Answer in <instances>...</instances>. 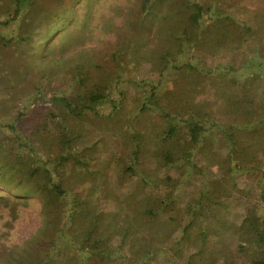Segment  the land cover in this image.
<instances>
[{"label":"rangeland","instance_id":"374dc122","mask_svg":"<svg viewBox=\"0 0 264 264\" xmlns=\"http://www.w3.org/2000/svg\"><path fill=\"white\" fill-rule=\"evenodd\" d=\"M67 1L35 0V5L28 3L26 6L27 20L30 22L38 20L40 15L59 13L62 8L70 7L71 17L66 26L54 30L43 46L27 51L29 47L41 43L38 37L30 46L0 40V178L5 174V180L8 181V171L13 170L17 163V152L26 157L23 166H28L33 160V153L27 152L23 143H30L42 157L36 162H45L57 179L61 175L67 182L74 183V191H88L96 203H100L99 207L103 211L110 214L119 212L118 216L122 219L128 215L134 229L147 237L150 247L160 246L161 250L152 251L149 264H186L182 261L183 252L189 249L199 250V255L207 264H220L219 260L223 257L213 248L215 239L211 232L203 247L197 249L187 243L180 246L181 254L176 253L179 250L178 238L167 230L166 223L185 204L193 203L208 185V194L219 199L224 196L221 201L225 203V208L212 210L217 216L208 217L212 220L209 226L216 227L218 232L231 235L232 238H236L242 228H249L250 220L246 217L248 209L258 206L259 191L264 184V123L255 120L249 127L230 129L229 135H233L234 142L229 148H226L221 136L217 141L206 137L196 149L194 163L197 167L183 174L180 179V201L173 204V210L172 204L168 207L169 213L162 214L163 220H147L139 203L140 197L144 195L139 182L129 176H121L119 167L132 154L140 134L147 145L144 158L140 161L143 176L161 178L157 173L163 160L154 156V142L150 136L156 134L162 122H159L155 111H150L148 116L143 113L139 115L141 104L152 97L150 92L153 86L128 88L123 98L112 96L118 103L113 113L111 105L105 104L101 110L103 116L85 115L73 119L72 123L70 120L68 135L73 136L74 141L68 150L73 149L86 167L61 157L64 155L59 152L57 143L63 122L56 123L53 120L51 114L54 109L48 99L54 93H70L74 90L76 78H79L75 76V68L80 63L86 64L88 71V76L82 80L83 94H90L96 88L102 90L121 74V86L126 84L125 80H140L142 77H152L155 85L161 81L157 89L160 93L158 96L167 94L166 98L170 99L167 91L174 88V80L180 86L190 78L189 68L186 67L190 62L205 73L211 72L209 75L212 80L204 81L209 91L195 100L206 104L210 100L209 110L213 113L221 103L216 92L224 88L235 75H241L243 81L252 74L264 80V0H214L212 10L203 22L204 26L207 29L218 25L214 16H230L224 28L231 36L222 43L219 41L222 35L210 29L197 50L183 53L177 61L170 59L169 63L166 61L170 57L165 50V37L155 36L158 21L150 25L159 19L164 5L155 3L148 13L143 14L140 11L141 0H75L72 4ZM177 2L185 7L191 0ZM14 11V0H0V21L10 19ZM250 28L254 32L250 33ZM21 31L19 22L12 23L10 27L0 25V38L17 36ZM43 32L42 29L40 33ZM78 36L83 38L79 42L76 40ZM246 63L249 65L245 66ZM174 66L176 70L172 69ZM250 67L254 68V72ZM115 85L113 83L111 88ZM175 89L177 91L170 90L174 93L171 96L173 102L178 103V88ZM143 94L145 97L142 101ZM19 114L21 120L16 122V131H13L10 126ZM137 121L143 125H136ZM30 122L35 123L28 125ZM75 140H78L77 143ZM236 163L241 168H237ZM62 172L66 175H62ZM238 187L247 189L236 191ZM228 189L232 192L229 193ZM146 195L147 199L156 197L153 193L147 192ZM53 198L57 199L56 196ZM18 199L8 194V188L0 184V264H11L8 262V253L13 247L19 248L17 251L25 248L23 255L30 260V264H39L54 249L50 242L40 247L32 245L43 226L42 202L39 195L22 201ZM212 211H209L210 214ZM76 215L75 224L79 226L85 222V218L79 217L78 213ZM198 227L189 229L191 237H199ZM135 239L139 241V236ZM52 264L56 262L53 260ZM238 264L245 263L239 261Z\"/></svg>","mask_w":264,"mask_h":264},{"label":"trees","instance_id":"16d2710c","mask_svg":"<svg viewBox=\"0 0 264 264\" xmlns=\"http://www.w3.org/2000/svg\"><path fill=\"white\" fill-rule=\"evenodd\" d=\"M34 1L14 0V14L10 19L0 21V25L10 27L12 23L19 22L20 31L24 32L21 31L22 33L20 32L17 36H3L0 38L1 41L30 46L38 37V41L41 40V43L29 47L28 50L25 48L29 51L43 46L54 33V30L60 29L63 25L66 26V22L71 17L70 7L68 9L62 8L59 13L46 14L43 12L46 15H40L38 20L33 22L27 20L26 6L28 3L31 6L35 5ZM177 1H140V11L143 14L148 13L149 8L155 3L164 5V10L159 19H155L150 25L152 26L154 22L158 21L155 36L165 37V50L168 58L170 57L166 60L168 63L170 59L177 61L183 53L197 50V46L203 40L202 38L207 36L210 29H215L219 35H222L219 40L222 43L225 42L226 37L231 36L228 34L229 31L224 28L226 21L231 19L230 16L226 18L214 16L213 19L218 25L209 26L207 29L204 26L203 22L211 12L214 0H191L185 7L178 4ZM68 2L72 4L75 0H68ZM54 22L56 24L53 25ZM42 29L44 32L40 33ZM165 30L167 31L164 34ZM248 30L250 33L254 32L253 28ZM80 39H83L82 36L76 38L78 42ZM248 65L249 63H246L245 66ZM186 67L189 68L190 78L180 86L174 80L172 83L174 88L167 91L170 99H167V94L158 96L160 93L158 94L157 89L162 84L161 81L155 85L152 77L148 79L142 77L140 80L128 79L125 80V85H127L125 87L124 84L121 86L123 78L121 74L102 90L96 88L90 94H83L82 80L88 76V71L86 64L80 63L75 68V76H79V78L75 77L74 90L70 93H54L48 99L54 109L51 114L53 120L56 123L63 122L61 137L57 143L60 147L59 152L64 155L61 157L72 160L75 165L86 167V164L76 156L73 149L68 150V146L74 141L73 136L68 135V130L71 127L70 120L72 123L73 119L82 118L85 115L103 116L104 113L101 110L105 104L111 105L113 108L111 113H113L118 108V103L112 99V96L117 95L123 98L127 94L128 88L136 86L138 89V87L150 84L153 86L150 92L152 97H148L149 100L145 104H141L139 115L143 113L144 116H148L150 111H155L156 115L159 116V122H162L157 127L156 134L153 135L152 133L150 136L154 142V156L163 160V165L157 173L161 178H145L143 176L144 170L140 168V161L144 158L147 145L141 139L140 134H138L132 154L119 167L121 176H129L134 178L133 181L139 182L144 194L140 197L139 203L142 205L141 210L147 220H163L162 214L169 213L168 207L172 204L171 209L173 210V204L180 201L179 191L182 184L180 179L183 174H188L197 167V164L194 163L196 149L206 137L217 141L218 137L221 136L220 139H224L226 148H229L234 142L233 135H229L230 129L240 126L249 127L255 120H258L257 123H264V87H262L264 80L259 76L252 74L244 81L241 75L232 77L227 81L224 88L216 92L221 103L217 106V110L212 113L209 110L210 100L207 104L195 100L209 91L204 81L205 79L212 80L209 75L211 72L205 73L190 62L186 64ZM165 68H167V64ZM219 68L224 70L223 66ZM172 69L176 70L177 68L174 66ZM250 70L254 72V68L250 67ZM262 77L264 78V76ZM113 83L116 85L111 88ZM175 88H178L176 97L178 103L173 102L174 93L170 91L172 89L177 91ZM37 92L40 93L39 90ZM144 97L143 94L142 101ZM257 106H259V110H257ZM20 116L21 114L15 118L14 123L10 126L13 131H16V122L21 120ZM255 116L257 118L251 120ZM34 123L30 122L28 125ZM136 125L142 126L143 123L137 121ZM36 131L41 130L36 129ZM77 139H79L78 135ZM77 141L75 140V143ZM23 144L28 150L27 152L33 153V160L27 167H24L26 157L17 152L15 168L8 171V181L5 180V174H3L0 178V184L8 188V194L19 198L18 201L37 195L41 199L44 214L43 226L37 232V239L32 245L40 247L46 242H50L54 249L52 248L41 259L43 262L41 261L39 264H52L53 260L56 264H149L152 251L161 250L160 246L150 247L147 237L134 229L135 226L128 215L122 219L118 216L119 212H111L112 214H110L103 211L99 207L100 203L97 204L96 200L93 199L92 194H88V191L83 189L74 191V183L67 182V179L61 175L57 179L52 169L45 162L41 164L36 162L42 158L39 151L33 148L30 143L24 142ZM23 151L25 150H21V152ZM230 161L233 163L232 158ZM236 167L241 168L237 163ZM206 187L193 203L188 202L179 213L176 212V215H171L168 218L167 230L169 229L178 238L179 250L176 253L181 252L182 254L180 246H185L187 243L197 249L203 247L207 237H209V232H211L215 239L213 248L218 250L220 256L223 257L219 260L220 264H238L239 261H243L245 264H264V184L259 191L260 202L258 206L248 209L246 217L250 220L249 228H242L236 238H232L231 235H223L216 230V227L209 226L212 220L208 217L215 218L217 216V213H213L212 210L225 208V203L221 201L224 196L220 197L221 199L212 198ZM246 189L247 187H238L235 190L244 191ZM228 191L229 193L232 192L230 189ZM147 192L155 194L156 197L147 199ZM74 195L75 197H73ZM54 196L57 199H54ZM71 196L73 199L70 201ZM10 199L8 196V200ZM209 211H212V214ZM76 213L79 217L85 218V222L79 226L75 224ZM193 226L195 228L199 226L198 238L191 237L189 234V229ZM137 236H139V241L135 239ZM17 249L19 248L13 247L10 250L8 262L11 264H30V260L23 255L25 248L18 251ZM199 253V250L189 249L186 253L183 252L182 261L186 264H207Z\"/></svg>","mask_w":264,"mask_h":264}]
</instances>
